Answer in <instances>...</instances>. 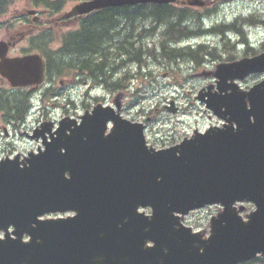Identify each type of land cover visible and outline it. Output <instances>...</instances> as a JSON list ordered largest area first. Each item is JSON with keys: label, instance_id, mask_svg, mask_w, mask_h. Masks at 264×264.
<instances>
[{"label": "water", "instance_id": "water-1", "mask_svg": "<svg viewBox=\"0 0 264 264\" xmlns=\"http://www.w3.org/2000/svg\"><path fill=\"white\" fill-rule=\"evenodd\" d=\"M175 1L86 0L74 12ZM262 72L264 50L216 64L208 72L215 84L197 99L222 126L166 148L147 144L143 123L98 103L38 155L0 159V264H240L264 256V79L239 84ZM42 78L38 54L7 57L12 85ZM122 96H115L118 110ZM244 203L254 208L242 215ZM213 204L220 207L209 235L183 224L191 210ZM67 211L75 215L41 218Z\"/></svg>", "mask_w": 264, "mask_h": 264}, {"label": "rangeland", "instance_id": "rangeland-1", "mask_svg": "<svg viewBox=\"0 0 264 264\" xmlns=\"http://www.w3.org/2000/svg\"><path fill=\"white\" fill-rule=\"evenodd\" d=\"M76 0H70L66 8H70ZM215 3L208 5L209 8H214ZM29 8L26 0H18L11 6L10 11L7 13V22L13 23L11 29L15 33V39H21L14 48H12L10 55L19 54L29 47H34L38 42L33 40L38 34V29L32 25L24 26L21 22L24 19L26 10ZM254 15L259 20L264 21V0H233L225 3L224 7H220L218 14L207 16L206 22L208 26L211 23L215 24L225 20L226 23L231 22L238 16ZM32 16L29 20L31 21ZM0 21H2L0 19ZM21 21V22H20ZM129 20L124 17V37L130 31L135 35L132 40L138 42L142 50L146 46H152L153 43H159L161 28L157 27L153 32L147 31L146 28L152 27V19L149 18H136L134 26L128 24ZM22 24V25H21ZM192 30L200 33L189 43L196 46L197 43L203 42L209 48H214L215 55L211 56L206 54L202 57L199 64L192 58L177 54L174 59H167L163 56L149 57L142 55L143 61L141 68L132 62L130 65L124 63V66L116 69L115 77L110 79L121 78V82L128 89V94L124 100L123 114L136 121L144 122L146 126V138L149 143L157 147H165L179 142L184 136H190L194 130L204 131L211 125L221 124L217 116H215L205 105L197 99V92L200 88L207 86L210 83H215V77H206L201 75L205 70H214L219 62L231 61L239 59L243 56H251L254 53L262 51L261 43L264 41V23L256 22L251 25H241L247 33V40L253 51H248L244 55L246 46L233 45L228 48L224 47L222 37L223 35L217 31L215 33H201L200 27L190 22ZM24 29V31H23ZM28 34L27 38H20L21 33ZM8 39V36H7ZM36 41V42H35ZM234 41L231 40V44ZM180 46H185V42ZM50 51L56 52L59 47L57 41H53L47 45ZM156 50L159 45H155ZM139 48V46H135ZM158 54L160 51H157ZM180 53V52H178ZM56 55H54L55 57ZM141 56V55H140ZM232 57V58H229ZM121 59V58H120ZM204 61V62H202ZM142 70V71H141ZM127 72V73H125ZM123 73L127 74V78L123 80ZM135 77H131L133 75ZM264 78V74H254L247 77L243 82H239L241 87L247 88L257 81ZM72 94L77 97L76 111H82V104L80 98V90L72 91ZM98 98H106L110 96L106 91H94L93 94ZM64 102L63 98H61ZM105 100V99H104ZM170 101H173L175 106L178 107L177 112H171L167 107L170 106ZM249 206V205H248ZM250 208V206L248 207ZM218 206H207L196 211H192L185 218V223L192 226L194 229H207L210 217L216 214Z\"/></svg>", "mask_w": 264, "mask_h": 264}, {"label": "flooded vegetation", "instance_id": "flooded-vegetation-1", "mask_svg": "<svg viewBox=\"0 0 264 264\" xmlns=\"http://www.w3.org/2000/svg\"><path fill=\"white\" fill-rule=\"evenodd\" d=\"M38 8L37 15L32 16L31 21L29 20L31 15H26L20 22L24 26L36 27L40 36L55 27L60 30H68L70 43L74 44L73 46H76L78 37L82 35L84 25L88 24L95 14L110 12L109 17L106 16L102 20L109 22V28L105 30L103 48L104 53L109 56L107 62L111 72L108 76L96 75V78H93L92 72L86 67L87 65H81L76 56L67 63V70L63 71L65 75L59 74L56 69L48 72L47 55L40 49L33 50L29 47L17 55L39 53L44 60V80L40 84L12 86L7 80V40L14 43L12 45L14 48L21 39L14 38L15 33L11 32V26L7 24V0H5L3 19L0 21V41L4 43L2 50L0 49V55L5 60L6 72L3 75L0 71V158L16 156L25 158L38 155L45 149V144L52 142L59 132L69 134L75 130L76 126L81 123V112L91 109L93 102L101 101L105 105H112L113 95L118 91L125 90L123 82L120 81L121 78L110 79L111 76L115 77L120 56L122 58L119 46L123 41V7L103 8L89 14H72L70 16L65 15V6L56 9V12L50 8ZM33 19H36L37 22L34 23ZM130 22L129 20L127 23L130 24ZM28 36L23 32L20 34V38L23 39ZM61 41V38L57 40L59 44ZM11 50L8 51V54ZM63 50L60 48L61 52ZM87 86V90L83 93L80 92L81 96H78L82 104V111H76L77 97L72 94V91L81 90ZM94 91H106L110 98L106 100V98L94 97L92 95ZM125 93L127 95L128 91L125 90ZM61 98L64 100L63 103ZM123 107H121L122 114ZM62 121L67 127L60 130ZM111 126L112 123L109 122L107 128Z\"/></svg>", "mask_w": 264, "mask_h": 264}, {"label": "trees", "instance_id": "trees-1", "mask_svg": "<svg viewBox=\"0 0 264 264\" xmlns=\"http://www.w3.org/2000/svg\"><path fill=\"white\" fill-rule=\"evenodd\" d=\"M17 0H7V10L10 5H12ZM27 4L33 3L34 5L42 3L45 7H51L53 9H59L64 5L66 0H26ZM5 0H0V15L4 12ZM129 8L128 6L123 9ZM133 8L136 9H147V12H141V14L151 13L155 22L158 25L162 26L161 31V40H159L163 55L165 58L171 60L173 56L177 54L187 56L195 60L198 64L200 63L202 57L206 54H210L211 56L215 55V48H209L205 45H198L196 48L192 49L189 46L184 48H180V50L176 48L168 47L171 41H177L183 36H189L196 32H192L190 27L188 26V22L197 21L199 26L201 24L200 19L203 14L209 12V9H196L194 7L183 6L177 7L171 4H143V5H135ZM110 12H105L102 14H97L95 17L90 20L88 24L84 25V29L82 30V35L79 36L76 46L71 45L69 35L67 33L64 34V46L62 47L64 50L59 53V56H55L52 59H49V69H57L58 71H62L66 69L64 64H61L62 61L69 62L73 57L78 58V62L81 65H87L86 67L97 76H108L111 72L109 68V63L107 59L109 58L108 54L104 53V38L106 35V31L109 28V22H104L102 19L106 16L109 17ZM102 22V24H101ZM244 22L256 23V22H264L259 20L258 17L254 15H250L248 17H237L235 20L228 24H219L212 27L207 31H217L223 33L226 29L234 30L238 32L242 36L241 41H246L244 37V33L242 28ZM185 23V24H184ZM104 36V37H103ZM53 38L49 36L46 38V41H51ZM224 47L228 48L231 44L230 40L226 37H222ZM264 45V42L262 43ZM152 48L147 50V53L153 55V57H157L156 48L154 47V51ZM120 52H122V56L125 55L130 59H135L140 64L142 63V59L140 57L141 51L140 49H135L133 44L130 41L124 40L120 42L119 46ZM253 51L251 48H247L246 51ZM180 52V53H178ZM247 53V52H245ZM68 54V55H67ZM88 54V55H87ZM85 55V56H84ZM62 56V57H61ZM68 58V59H67ZM121 58V56H120ZM230 58V57H229ZM62 60V61H61ZM77 61V60H76ZM126 74L124 79L126 78ZM243 264H264V257H256L250 261H247Z\"/></svg>", "mask_w": 264, "mask_h": 264}, {"label": "bare ground", "instance_id": "bare-ground-1", "mask_svg": "<svg viewBox=\"0 0 264 264\" xmlns=\"http://www.w3.org/2000/svg\"><path fill=\"white\" fill-rule=\"evenodd\" d=\"M104 37V36H103ZM74 45V44H73ZM68 55V54H67ZM88 55V54H87ZM85 56V55H84ZM68 59V58H67Z\"/></svg>", "mask_w": 264, "mask_h": 264}]
</instances>
